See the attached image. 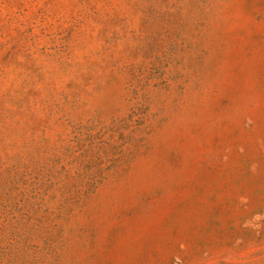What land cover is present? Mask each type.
<instances>
[{
	"label": "rangeland",
	"instance_id": "374dc122",
	"mask_svg": "<svg viewBox=\"0 0 264 264\" xmlns=\"http://www.w3.org/2000/svg\"><path fill=\"white\" fill-rule=\"evenodd\" d=\"M0 264H264V0H0Z\"/></svg>",
	"mask_w": 264,
	"mask_h": 264
}]
</instances>
